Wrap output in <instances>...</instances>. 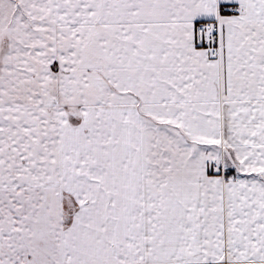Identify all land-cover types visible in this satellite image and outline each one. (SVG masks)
<instances>
[{
    "label": "snow or ice",
    "instance_id": "6c2138e0",
    "mask_svg": "<svg viewBox=\"0 0 264 264\" xmlns=\"http://www.w3.org/2000/svg\"><path fill=\"white\" fill-rule=\"evenodd\" d=\"M0 264H264V0H0Z\"/></svg>",
    "mask_w": 264,
    "mask_h": 264
}]
</instances>
